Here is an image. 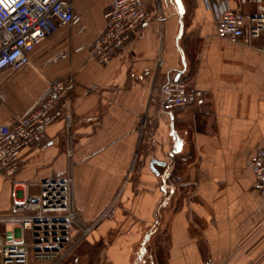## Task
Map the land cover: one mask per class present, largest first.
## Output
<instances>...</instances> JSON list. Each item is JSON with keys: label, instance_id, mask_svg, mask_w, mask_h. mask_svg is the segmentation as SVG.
Segmentation results:
<instances>
[{"label": "crops", "instance_id": "0c3cea01", "mask_svg": "<svg viewBox=\"0 0 264 264\" xmlns=\"http://www.w3.org/2000/svg\"><path fill=\"white\" fill-rule=\"evenodd\" d=\"M114 1L71 0L78 21L43 40L20 69L0 72L4 126L30 114L53 83H76L74 203L93 229L63 264H264V193L252 169L264 148V32L250 47L221 40L207 5L249 15L264 0H181L182 17L172 0H159L163 23L156 0H146V25L100 65L88 48ZM175 79L205 91L202 103L163 111L162 86ZM90 86L97 92L83 95ZM62 133L53 123L21 151L16 173L0 176V216L14 184L63 174ZM0 238L28 242L29 234L0 224Z\"/></svg>", "mask_w": 264, "mask_h": 264}, {"label": "built area", "instance_id": "2783aa9c", "mask_svg": "<svg viewBox=\"0 0 264 264\" xmlns=\"http://www.w3.org/2000/svg\"><path fill=\"white\" fill-rule=\"evenodd\" d=\"M146 0H115L104 12L105 27L89 46V59L108 64L112 54L123 49L130 35L144 27L149 14ZM214 14L215 35L221 40L247 47L264 32V7L249 15L231 11L225 5L207 2ZM156 21L166 20L163 7L156 0ZM78 21L71 0H0V72L16 71L29 62V54L60 27ZM163 59L156 58V72ZM156 73L154 74L155 79ZM154 81V80H153ZM76 88L73 77L53 83L44 99L27 116L10 126L0 125V176L11 178L17 171L21 151L43 139L46 129L57 121L63 127V150L67 167L59 177L39 184H14L10 193V210L0 216V224L16 225L29 234L28 242L0 238V264H63L76 248L86 241L93 225L78 217L73 192L74 125L72 98ZM97 92L94 86L83 95ZM162 108H194L202 103L206 92L189 87L183 80H170L162 86ZM1 106V102H0ZM256 188L264 193V148L252 158ZM179 181V179H177ZM37 188L36 193L29 189ZM114 214L113 205L101 216Z\"/></svg>", "mask_w": 264, "mask_h": 264}, {"label": "water", "instance_id": "95a60500", "mask_svg": "<svg viewBox=\"0 0 264 264\" xmlns=\"http://www.w3.org/2000/svg\"><path fill=\"white\" fill-rule=\"evenodd\" d=\"M172 1H173V3L176 6L178 14L180 15V17H182L184 10H183V6H182V3H181V0H172ZM181 33H182V25L180 24L178 37H180ZM174 81H177V79H175ZM180 149H181V142H180V140L178 138H176V141H175V144H174V149H173L172 152L176 153Z\"/></svg>", "mask_w": 264, "mask_h": 264}]
</instances>
